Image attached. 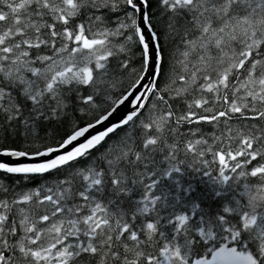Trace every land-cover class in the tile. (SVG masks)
I'll return each instance as SVG.
<instances>
[{
    "label": "snow or ice",
    "instance_id": "6c2138e0",
    "mask_svg": "<svg viewBox=\"0 0 264 264\" xmlns=\"http://www.w3.org/2000/svg\"><path fill=\"white\" fill-rule=\"evenodd\" d=\"M0 264H264V0H0Z\"/></svg>",
    "mask_w": 264,
    "mask_h": 264
}]
</instances>
